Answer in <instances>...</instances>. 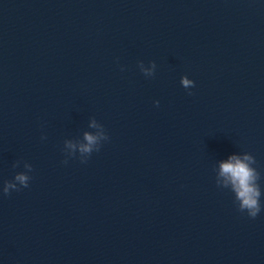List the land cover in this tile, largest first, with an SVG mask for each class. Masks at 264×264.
<instances>
[{"label": "water", "instance_id": "1", "mask_svg": "<svg viewBox=\"0 0 264 264\" xmlns=\"http://www.w3.org/2000/svg\"><path fill=\"white\" fill-rule=\"evenodd\" d=\"M17 173L0 264H264V0H0V186Z\"/></svg>", "mask_w": 264, "mask_h": 264}, {"label": "clouds", "instance_id": "2", "mask_svg": "<svg viewBox=\"0 0 264 264\" xmlns=\"http://www.w3.org/2000/svg\"><path fill=\"white\" fill-rule=\"evenodd\" d=\"M141 71L146 74H151L155 68V64H152L150 68H145L143 64L140 65ZM181 84L185 89H190L194 86V81L188 77H181ZM157 105L159 101H155ZM95 126V122H93ZM84 139L86 143L79 145L81 153H90L93 146L97 142V136L85 133ZM70 147H74L69 145ZM253 158L250 155H238L232 154L227 160L220 163V176L223 177L224 183L231 187L234 193L235 200L237 202L238 209L241 212L255 218L261 212V190L257 181L260 179L259 173L251 166ZM86 159H81V162H85ZM67 161H65L66 163ZM26 168L31 166L25 164ZM30 177L25 173H17L14 176L13 181H5L0 186V191L4 194H8L10 190H19L21 187H28Z\"/></svg>", "mask_w": 264, "mask_h": 264}]
</instances>
